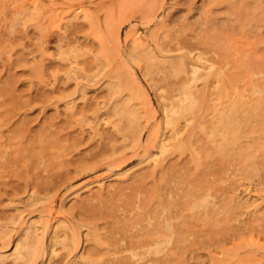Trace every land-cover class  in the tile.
<instances>
[{
    "label": "rangeland",
    "instance_id": "obj_1",
    "mask_svg": "<svg viewBox=\"0 0 264 264\" xmlns=\"http://www.w3.org/2000/svg\"><path fill=\"white\" fill-rule=\"evenodd\" d=\"M32 223L33 264H264V0H0V264Z\"/></svg>",
    "mask_w": 264,
    "mask_h": 264
},
{
    "label": "bare ground",
    "instance_id": "obj_2",
    "mask_svg": "<svg viewBox=\"0 0 264 264\" xmlns=\"http://www.w3.org/2000/svg\"><path fill=\"white\" fill-rule=\"evenodd\" d=\"M168 57H170V56H168V54L167 55L165 54V55L162 56V58H164V59L168 58ZM201 58H202V55H198L197 56V59H201ZM191 64H192V68L191 69H187V67H185L184 70H182V72L185 73L186 75L189 72L191 74H193V75H196L199 72L200 66L198 65V63L196 61H192ZM115 90L117 92H119L120 91V87L116 86ZM197 103L195 102V100L190 102L189 103V110L192 111L193 109H195L198 106ZM257 108H258V106H257ZM125 112L126 111H124V110H116V114H118L120 117H123V118H124L123 115H124ZM136 118L137 117L135 116V113L132 112L130 114L129 120H130L131 123H133V122L134 123L132 125H130V130H131V132L134 133V136H136L137 140L136 139L135 140L138 141V137L140 136L142 130H141V127L138 126V124L136 122ZM233 140H234V136L233 135H231V136L229 135L227 137V139H226L227 142H233ZM163 145H165V144H163ZM148 206H149V204H148ZM140 207L142 208L143 206L140 204ZM138 223H141V222H138ZM38 228L39 227H37L36 223H32L28 227H26V228H24L22 230L23 234L21 235V237L18 238V242L15 243V248H14V254H15V257H16V259H15V263L16 264L17 263L33 264L34 261L38 257H40V255L44 252L43 233L38 231ZM52 229L53 230H52L51 235H52V238L55 241H53V244H51L49 246V251H48V249H45L46 254L49 252V254L46 257V259L50 258L53 255V253H56V250L54 248L56 243L60 242L62 244H66L65 243V239L61 240L62 236L57 233V227L53 226ZM174 231L175 230L172 229L171 225L168 224L167 220L164 219V218L158 219V221H156L155 223L148 222L146 225H142V226L138 227L137 231H136V235H144V236H147V237L146 238H142L141 236L140 237L137 236L139 238L136 237L135 242L132 241V242H134L132 244L134 245L135 243L138 242L137 244L134 245L136 248H138V246H140V247L146 246L147 247L146 249L148 251L153 252V250H159L162 247L163 244H165L163 246H166V243H169V241L171 239V236L174 233ZM6 233H3V235L5 234L4 237L6 239V243H8L9 239H10V233H8V232H6ZM70 236H71L70 237L71 238V244H73V245L78 244V235L75 234L74 232H72V234ZM129 242H131V241H129ZM127 249H129V248H127ZM131 249H133V248H131ZM163 249H164V247H163ZM164 254H163L162 258H167L169 256V253H167V254L164 253ZM77 256H78V258L87 259L86 263H88V264H89V262H88L89 260L88 259L92 258V257H90L89 255H87L85 253V250L79 251V254ZM170 256H172V253L170 254ZM126 258H129V257H126ZM141 258H142V255H141L140 251H133L131 253L130 260L127 259L125 262H128L127 264H162L161 260H159V258H157V257L151 259L150 260L151 262H149V263L142 261ZM19 259H22V261H20ZM106 260H107V258H106ZM106 260H103V261L106 262ZM169 260H171L170 257H169ZM45 263H46V260H45L44 264ZM163 263H164V261H163ZM91 264H94V263H91ZM120 264H122V263H120Z\"/></svg>",
    "mask_w": 264,
    "mask_h": 264
}]
</instances>
